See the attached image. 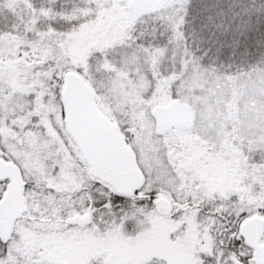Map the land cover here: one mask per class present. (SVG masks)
Instances as JSON below:
<instances>
[{
    "label": "snow or ice",
    "instance_id": "snow-or-ice-1",
    "mask_svg": "<svg viewBox=\"0 0 264 264\" xmlns=\"http://www.w3.org/2000/svg\"><path fill=\"white\" fill-rule=\"evenodd\" d=\"M0 264H264V0H0Z\"/></svg>",
    "mask_w": 264,
    "mask_h": 264
}]
</instances>
